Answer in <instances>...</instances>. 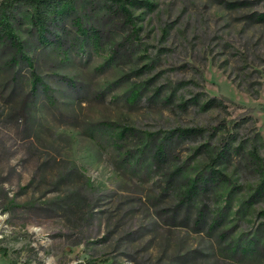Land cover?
<instances>
[{
	"label": "rangeland",
	"instance_id": "374dc122",
	"mask_svg": "<svg viewBox=\"0 0 264 264\" xmlns=\"http://www.w3.org/2000/svg\"><path fill=\"white\" fill-rule=\"evenodd\" d=\"M150 1L151 11L131 6L138 38L119 44V57L108 64L109 48L129 33L121 21H109L101 49L64 52L54 43L60 30L42 45L27 10L16 12L15 31L50 98L39 88L31 92L25 63L6 66L14 52L0 44V264H73L89 257L98 264H232L213 233L194 227V213L176 206L186 178L207 161L194 151L196 143L177 144L159 169L149 158L140 169L122 160L105 125L131 126L132 152L146 143L145 132L216 126L222 119L228 125L247 113L264 137V21L253 17L264 12V0L235 7L228 5L234 0ZM101 2L80 0L76 14L100 26ZM65 28L67 45L74 33L69 19ZM240 64L260 82L257 98L237 87ZM191 79L198 85H178ZM132 88L142 91L133 103L126 98ZM196 91L232 101L226 111L177 104ZM171 93L172 101H165ZM180 166L183 173L168 180ZM230 188L210 205L230 201L224 214L231 221L221 229L239 237L264 220L257 214L264 203L237 220L242 193L229 195ZM73 191L80 202L71 209L67 195Z\"/></svg>",
	"mask_w": 264,
	"mask_h": 264
},
{
	"label": "trees",
	"instance_id": "16d2710c",
	"mask_svg": "<svg viewBox=\"0 0 264 264\" xmlns=\"http://www.w3.org/2000/svg\"><path fill=\"white\" fill-rule=\"evenodd\" d=\"M80 0H1L0 1V44L13 49V55L7 61L6 66H14L18 63H25L29 69L31 92L34 93L39 88L50 98L49 85L38 74L32 59L23 50L20 37L15 31L14 22L16 12L24 7L29 16L31 29L36 40L42 45L50 44V37L60 30L59 36L55 38L56 47L66 52L69 48H82L90 45L93 49H101L106 43L105 37L110 36L107 26L109 21L119 20L123 26L129 30L123 42H119L116 47L108 50L105 64L112 63L119 57L117 54L121 50L120 45L125 42L132 43L134 38H138L140 26L137 25L131 6L145 8L148 11L154 9V2L150 0H101L98 6L103 15V23L99 26L92 23H84L76 14ZM245 0H234L228 3L231 7L244 4ZM254 20L264 21V12L253 15ZM104 18H107L104 19ZM69 19L74 29L73 41L65 44L71 37L70 30L65 28V20ZM127 43V44H128ZM120 44V45H119ZM64 46V47H63ZM127 49V46H124ZM118 51V52H117ZM125 51V50H124ZM144 67L150 69L151 63ZM142 70V69H141ZM240 78L237 87L248 92L253 98L258 97L260 82L255 81L253 74L247 72L246 66H238ZM197 77L201 79V72L195 68ZM185 83L198 85L196 80H179L180 87ZM157 93H158V89ZM142 91L136 88L130 90L127 100L131 103L137 101ZM171 93L165 97V101H172ZM226 101L232 100L227 97L208 96L206 92H192L189 97L183 98L177 104L181 108L195 106L200 111H208L213 108L226 111ZM222 119L216 126L211 125H177L166 130L162 135L158 132H145L146 143L142 147L132 152L128 148V139L135 134L131 126L106 124L108 137L118 151V154L126 164L136 165L135 168H142L141 163L149 158L154 169L161 168L169 154L177 144L182 142L196 143L194 151L205 153L207 161L203 170L193 176H188L185 185L179 193L177 207L185 205L186 210L194 213L193 225L199 230L213 233L215 239L220 244V252L227 262L232 264H264V220L256 227L246 229L243 236H235L234 232L222 230L227 222L231 220L224 214L225 208L231 210L229 206L220 207L210 204L218 199L220 192L230 186L229 195L242 193L235 213L237 220H247L254 213L258 205L264 203V137L260 134L254 117L247 113L238 119L232 120V124H226ZM219 134V135H218ZM218 136L217 138H215ZM214 138L216 143H214ZM127 167V166H126ZM134 168V169H135ZM231 169L232 176L225 170ZM72 172L74 170H71ZM183 173V166L176 167L169 172V179L180 176ZM71 192L67 195L70 202L67 207L73 209V205H79V198ZM218 196V197H217ZM192 207V208H188ZM257 214L264 217V209L257 210ZM191 218V215L189 216ZM235 225H233L234 229ZM73 264H98L93 257L82 259Z\"/></svg>",
	"mask_w": 264,
	"mask_h": 264
}]
</instances>
